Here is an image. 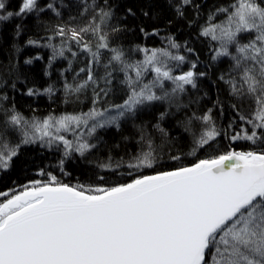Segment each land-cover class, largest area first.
Returning a JSON list of instances; mask_svg holds the SVG:
<instances>
[{
    "label": "snow or ice",
    "instance_id": "1",
    "mask_svg": "<svg viewBox=\"0 0 264 264\" xmlns=\"http://www.w3.org/2000/svg\"><path fill=\"white\" fill-rule=\"evenodd\" d=\"M168 4L177 17L183 18L185 8L193 6V0H168ZM10 7L7 0H0V31L11 24L14 39L27 31L29 17H38L46 9L59 15L53 3L41 6L39 0H19L14 10ZM90 8L95 14L79 30L57 26L55 36L63 38V42L59 48L46 45L53 50L49 67L71 51L69 41L80 46L89 56L87 79L75 88L65 85L68 92H79L89 82L96 83L92 66L99 64L107 51L110 56L105 68L124 73L126 98L101 109L95 106L100 98V93H96L93 107L86 113L49 115L29 121L14 107L6 108L3 102L8 96L0 95V112L5 117L0 128V170L11 167L22 145L37 142L48 147L58 142L64 147L65 157L73 152L84 157L97 148L91 138L99 130H119L122 121L137 119L145 108L157 104L166 107L151 124L154 132H149L147 126L139 127L140 141L147 150L142 149L126 163L121 158L115 166L110 162L99 165L110 171L126 167L132 177L127 182L69 185L49 173L47 182L33 181L31 187L0 202V264H264V0H233L228 7L217 8L200 31L201 36L218 42L211 60L230 61L228 72L219 79L228 85L232 97L251 109L250 115H239L251 130L242 128L231 140L248 141L255 147L248 151L230 149L188 166L153 174H143V170L154 169L161 153L169 152L172 161L181 159L179 153L170 151L179 137H173L163 126L168 118H173L181 135L191 137V154L209 146L220 135L211 109L203 115L189 114L187 110L195 101L184 100L186 86L196 89L198 78L207 73L197 72V64L191 62L187 71L174 75L168 61L179 66L186 57L167 49L138 48L145 53L144 59L129 62L124 49L111 43V37L122 31L110 24L114 15L111 5L107 0L86 4L84 12ZM216 13L225 14L224 21L211 23ZM128 14L134 15L132 9H128ZM143 15L148 16L149 12ZM86 34L95 38L94 47L85 41ZM25 43L39 46V41L31 38ZM170 48L178 49L180 45L170 40ZM76 55L72 52L73 57ZM24 63L32 64L33 59ZM149 71L154 76L145 83ZM111 76L108 71L106 83H111ZM165 81L171 82L172 87L166 88ZM52 91L51 87L44 89L46 93ZM100 91L107 95L104 89ZM36 94L33 88L26 93ZM177 114H183L182 118ZM197 122L203 126L199 135L194 131ZM82 128L87 132H77ZM13 131L20 135L15 144L8 140ZM62 131L71 132L76 139H67L60 134ZM99 179L103 181L104 177Z\"/></svg>",
    "mask_w": 264,
    "mask_h": 264
},
{
    "label": "trees",
    "instance_id": "2",
    "mask_svg": "<svg viewBox=\"0 0 264 264\" xmlns=\"http://www.w3.org/2000/svg\"><path fill=\"white\" fill-rule=\"evenodd\" d=\"M7 2L11 5L9 10H14L19 0ZM39 2L41 6L53 3L59 15L46 9L38 17H29L26 21L27 31L18 39H14L11 24L0 31V95L8 96V100L3 102L4 106L14 107L25 119L32 121L43 120L49 115L60 117L86 113L93 107L96 93H100L99 101L95 105L97 108L103 109L109 105L122 103L128 91L126 85L122 83L125 75L119 70L105 68L110 56L107 51L103 52L101 62L92 66L96 83L89 82L79 92L70 93L65 85L75 88L87 79L89 56L80 46L69 41L67 46L71 51H66L64 57H58L49 67L53 50L46 45L53 44L59 48L63 42V38L55 36L57 26L79 30L87 25L95 14L91 8L84 12L85 5L101 4L103 0H39ZM107 2L114 13L111 26H119L122 29L118 35L111 37V43L124 49L126 60L142 61L145 53L138 51V48L167 49L173 54L186 57V62L179 66H176L175 61H168L169 67L174 69V75L187 71L191 62L197 64L195 69L197 72L207 73L205 77L198 78L196 89L186 86L184 100L185 103L189 100L195 101L187 110L189 114L196 112L197 115H203L211 109L212 120L220 132L209 146L191 154V137L188 134L181 135L180 129L174 127L173 118H168L163 122V126L169 129L173 137H179L176 147L170 151L179 153L181 159L170 160L169 152L166 151L161 153L156 167L144 169L143 174H153L154 171L167 170L175 166H188L199 159L212 158L230 149L248 151L255 147L248 141L231 140V136L240 132L242 128L251 130L250 125L239 119L241 114L250 115L251 109L247 104L241 105L232 97L228 85L219 79L220 75L228 72L230 61L227 58L216 62L211 60L213 49L218 47V42L200 35L202 27L206 26L215 10L228 7L233 0H193V6L185 8L183 18L175 15L168 0H107ZM178 2L179 0H173V3ZM128 9H132L134 15L128 14ZM145 11L149 12L148 16L143 15ZM224 19L225 14L216 13L210 22L221 23ZM50 36L54 37L51 41L48 40ZM29 38L39 41V46H27L25 42ZM170 40H174L180 48H170ZM85 41H90L93 47L95 46V38L91 35L86 34ZM16 48L20 51H16ZM188 49L192 51L189 52ZM72 52H76L77 55L73 57ZM36 56L41 59H34ZM29 58L33 59V63L25 64L24 61ZM82 68L85 69L84 72L80 71ZM108 71L112 72L110 84L105 82ZM46 72L49 74L46 75ZM153 76L154 74L149 71L144 77V82H150ZM48 87L53 89L51 93L44 92ZM165 87L171 88V82L165 81ZM29 88L37 90L38 94L26 95ZM101 89L107 92L106 96ZM234 104L237 108H233ZM165 107L157 104L145 108L138 113L137 119L122 121L119 130L114 127L99 130L96 134L99 139L91 138V142L97 143V148L84 157L75 152L65 157L64 147H41L40 143L22 145L11 167L0 170V193L6 194L0 196V202L24 191L26 187H31L33 181L47 182L49 173L56 176L59 182L69 185L107 186L127 182L132 177L128 175L129 170L126 167L110 171L102 169L99 165L110 162L115 166L121 158L126 163L142 149L147 150L146 144L140 141L139 127L147 126L149 132H154L151 124L156 122L159 112ZM177 115L182 118L183 114ZM4 120L5 117L0 112V128L3 127ZM202 127L198 122L195 124L194 131L197 135ZM80 130L87 132V129H77ZM19 139L18 132H10L8 140L11 144L19 142ZM156 142L159 143L158 140ZM41 172L44 175H41ZM101 176L104 177L103 181L99 179Z\"/></svg>",
    "mask_w": 264,
    "mask_h": 264
},
{
    "label": "rangeland",
    "instance_id": "3",
    "mask_svg": "<svg viewBox=\"0 0 264 264\" xmlns=\"http://www.w3.org/2000/svg\"><path fill=\"white\" fill-rule=\"evenodd\" d=\"M242 42H246V41H242ZM234 51V50H233ZM82 130H80V131H77V132H81ZM83 132V131H82ZM61 135H64L67 139H69V138H71V139H69V140H75L76 139V137L71 133V132H61L60 133ZM40 142H37L36 144H39ZM39 146H41L42 147V145H41V143L39 144ZM43 147H48V146H43ZM54 147H63V145L62 144H60V143H58V142H54L53 144H52V146L51 147H48V148H54Z\"/></svg>",
    "mask_w": 264,
    "mask_h": 264
},
{
    "label": "water",
    "instance_id": "4",
    "mask_svg": "<svg viewBox=\"0 0 264 264\" xmlns=\"http://www.w3.org/2000/svg\"><path fill=\"white\" fill-rule=\"evenodd\" d=\"M23 192V191H22ZM21 193V192H20ZM20 193H18V194H20Z\"/></svg>",
    "mask_w": 264,
    "mask_h": 264
}]
</instances>
